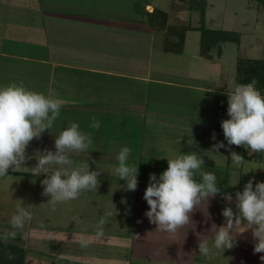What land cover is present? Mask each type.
Wrapping results in <instances>:
<instances>
[{"label": "crops", "instance_id": "0c3cea01", "mask_svg": "<svg viewBox=\"0 0 264 264\" xmlns=\"http://www.w3.org/2000/svg\"><path fill=\"white\" fill-rule=\"evenodd\" d=\"M102 1L114 4V11L100 13L96 0H0L1 77L6 78V83L23 80L36 91L52 90L63 102L51 131L46 130L28 146L30 159L25 166L36 164L37 151H55L56 135L71 120L93 135L92 149L74 154L72 159L77 164L89 159L90 170L101 171L98 190L82 192L78 199L58 203L55 208L47 203L50 197L42 195L41 181L45 177H37V197H32L30 204L38 207L33 208V213L39 211V217L26 225L27 240L18 235L7 244L22 247L23 264H264L259 258L264 253L254 254L251 231L245 232L244 226L236 233L237 243L232 249L217 250L211 242L207 256L199 254L198 249L197 233L207 234L213 222L217 226L224 223L222 209L229 205L224 194L233 196L231 206L235 208L237 191H243L253 177L255 182L264 181V154L231 146L245 158L241 169L246 164L249 167L250 179H244L236 172L227 148H221L219 153L212 149L219 141L227 145L221 122L229 118L227 92L237 84V62L231 69L224 59L226 43L220 49L212 48L209 55L203 54L201 23L197 22L186 33L183 51L165 50L166 31L153 26L147 12L164 9L169 15L168 23L174 24L173 7L190 15L184 2L170 0L165 5L159 0H145L135 12L127 13L133 8L127 9L126 0ZM191 32L198 33L192 37L193 44L188 42ZM93 116L101 123L99 129L90 127ZM124 146L131 149L129 163L139 167L135 191H125V181L115 174L116 155ZM182 152L199 153L205 161L202 170L216 175L222 191L199 205L191 214L193 222L177 233L156 231L157 226L144 215L149 210L144 192L150 174L159 177L168 167L165 157ZM26 167L10 170L9 175H30L31 169ZM196 179H200L198 174ZM0 188H6L2 179ZM120 189L131 199L127 202L125 197L118 206L132 207L136 227L130 241L121 242L126 244L127 254L111 255L105 235L97 239L93 228L61 224L58 212L63 205H74L84 214L86 207L96 206L87 212H100L104 205L100 198ZM21 190L23 187L13 190L9 199H3L0 193V204L14 202ZM91 195L97 199L92 200ZM5 210L10 209H0V230L11 218ZM73 218L81 222L85 216ZM86 218L91 220L93 216ZM82 239L91 240L87 248L80 246Z\"/></svg>", "mask_w": 264, "mask_h": 264}, {"label": "clouds", "instance_id": "9594fccd", "mask_svg": "<svg viewBox=\"0 0 264 264\" xmlns=\"http://www.w3.org/2000/svg\"><path fill=\"white\" fill-rule=\"evenodd\" d=\"M227 96L229 118L221 122L227 145L219 141L212 149L219 153L221 148H227L233 166L239 168L245 164V158L232 151L231 146H243L248 151L264 154V94L253 79L236 84ZM62 104L52 90L47 93L36 91L23 80L0 86V179H8L10 170L26 167L30 159L28 146L33 139H40L46 130L51 131L60 117ZM90 127H101L95 116L91 117ZM212 139H216L215 133ZM92 147V133L81 130L78 122L69 120L56 135L55 151H37L36 164L26 167L31 169L33 177H45L41 181L42 195L50 197L47 203L53 208L58 203L78 199L82 192L98 190L101 171L90 170L89 159L78 164L72 159L74 154L89 152ZM130 154L131 149L124 146L116 155L115 174L119 180L125 181V191L137 190L139 183V167L129 163ZM165 158L168 167L159 177L155 173L150 174L143 196L149 210L144 215L157 226L156 231L175 234L193 222L191 214L199 205L208 203L209 198H214L222 190L217 186L216 175L202 170L205 161L199 153L182 152ZM197 174L199 180L196 179ZM224 195L229 202L221 213L224 223L217 226L213 222L207 234L197 233L199 254H209L210 242L217 250L232 249L236 246V233L241 226H244L245 232L251 231L254 254L264 253V181L255 182L253 177L243 191H237L235 208L231 206L233 196L229 193ZM19 201L11 215L10 227L0 231L2 242L7 243L18 235L23 240L29 238L25 229L33 219L32 210L36 205ZM104 225L102 217L96 226V236L104 235ZM90 243L91 240L82 239L80 246L87 248ZM7 258L13 260L15 256L9 252ZM259 258L264 262V255Z\"/></svg>", "mask_w": 264, "mask_h": 264}, {"label": "rangeland", "instance_id": "374dc122", "mask_svg": "<svg viewBox=\"0 0 264 264\" xmlns=\"http://www.w3.org/2000/svg\"><path fill=\"white\" fill-rule=\"evenodd\" d=\"M77 1V0H74ZM90 1V0H85ZM121 1V0H120ZM165 5L169 4L170 0H159ZM82 2V0H78V3ZM97 5L99 7V11L101 13H111L113 12V8H111L112 4H109L108 1H102V0H96ZM145 0H126V6L127 9L132 6L133 11L127 10L126 12H135L137 7L140 5H144ZM160 2V4H162ZM114 5V4H113ZM112 5V6H113ZM122 6H125L123 4ZM122 8V7H121ZM120 12L122 13V10L120 9ZM103 13V14H104ZM117 13V12H116ZM190 15L188 16V12H178L173 7V11H171L172 17H175L176 19H173L174 25L181 26L182 24H191L194 26L197 22L201 23L200 19V12L199 11H191L189 10ZM101 15V14H100ZM185 17L184 19H179V17ZM206 20L205 24L209 28H225V29H232L235 31H239L241 33V42L240 43H226L224 46L225 51V62L227 67H230L231 69L234 68V63L236 64L239 56H245V57H251V58H260L264 57V9L257 4L254 0H208V7L206 10ZM178 18V19H177ZM193 28V27H192ZM191 28V29H192ZM193 35H198L197 32H191L189 37V44H193ZM188 44V45H189ZM237 65V64H236ZM6 78L1 77L0 75V86L7 85L8 83L12 82L8 81L5 82ZM36 87V86H35ZM249 167H247V164L243 169L241 167L235 169L236 172H239V176H242L244 179H250V174L248 175ZM6 183V188L2 189L0 188V193L2 194V198H11L13 196L12 191L18 188H22L24 190L20 191V195L23 193L24 195L20 197V195L14 196V202L11 200H7V204H0L1 208H9V211L7 212V216L12 213L15 210V206L18 202V199L24 200L25 204H29L32 197L36 196L37 193V186L38 183L37 177H33L31 174L26 176H17L14 174H10V177L8 179H2ZM35 181V182H33ZM12 185L14 187H12ZM15 188V189H14ZM36 190V191H34ZM33 192L35 193L33 195ZM229 192V191H228ZM99 193L95 194L98 195ZM93 196V195H91ZM37 197V196H36ZM35 197V198H36ZM127 197V202L130 201L131 197L129 193H123L119 190L110 191L109 193H105L103 198V207L101 209L103 211L97 212L96 211H89L87 212L88 208L94 209V207H86V213H82L77 211L76 206L74 205H66L62 206L60 211L58 212V215L61 219V224L63 226L72 225L73 227H84L87 226L88 228H93L94 230H97L96 226L99 222V220L103 217L105 219V225L104 228V241L109 242V250L111 255L118 254H127V249L124 247L126 244H121L125 239L127 241H130L129 237L132 238L134 229H136L134 224V212H132V207L124 206L123 208H119L118 202L123 201V199ZM18 198V199H16ZM92 200H96L97 197L93 196ZM29 201V203H28ZM72 201V200H70ZM69 201V202H70ZM97 206L98 202L96 203ZM39 205V204H38ZM11 210L13 212H11ZM36 210H38V207L36 206ZM33 211V210H32ZM34 212V211H33ZM39 211L37 213H33L34 220L37 221L39 217ZM35 214V215H34ZM89 214L93 216L91 220H88L86 218ZM84 215L85 218L81 219L80 221L74 220V216ZM70 218L72 221L69 220L66 221V219ZM83 222V223H82ZM31 221L27 224L30 225ZM1 225V223H0ZM10 225L7 224L6 228H2L0 231H3L7 228H9ZM108 236V237H106ZM101 237V236H100ZM98 239V236L96 237ZM120 242V244H119ZM119 244L120 247L117 245ZM66 245V244H65ZM68 246V245H66ZM75 246V244H73ZM105 250V249H104ZM130 250V249H129ZM128 250V251H129ZM106 252V251H105ZM119 252V253H118ZM229 252V250H228ZM109 253V254H110ZM140 261V260H138ZM137 262H132V264H136ZM110 264H113V261H110ZM141 264V262H139ZM144 264V263H142Z\"/></svg>", "mask_w": 264, "mask_h": 264}, {"label": "trees", "instance_id": "16d2710c", "mask_svg": "<svg viewBox=\"0 0 264 264\" xmlns=\"http://www.w3.org/2000/svg\"><path fill=\"white\" fill-rule=\"evenodd\" d=\"M176 1V0H174ZM184 2L186 7L191 11L200 12L201 24V51L205 55H209L210 50L214 47L221 48L224 43H240L241 33L232 29L225 28H209L205 24L206 10L208 0H179ZM264 9V0H254ZM168 12L161 8H155L152 12H147V19L159 29L166 31V39L164 41L165 50L181 52L184 49L186 33L192 28L191 24L174 25L168 23ZM236 83H248L253 79L257 81V88L264 94V57L251 58L239 56L237 60ZM248 156L245 154V157ZM258 157V155L254 154ZM11 252L15 259L9 260L8 253ZM24 250L15 244H7L0 241V264H23Z\"/></svg>", "mask_w": 264, "mask_h": 264}]
</instances>
